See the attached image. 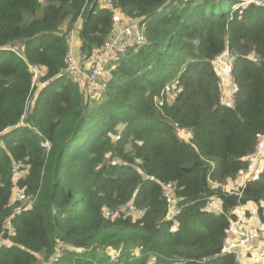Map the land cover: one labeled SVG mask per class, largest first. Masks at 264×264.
Masks as SVG:
<instances>
[{
  "label": "trees",
  "instance_id": "trees-1",
  "mask_svg": "<svg viewBox=\"0 0 264 264\" xmlns=\"http://www.w3.org/2000/svg\"><path fill=\"white\" fill-rule=\"evenodd\" d=\"M111 1L144 18L146 43L117 61L91 101L64 74L67 35L80 18L90 56L108 37L111 10L100 0H0V264H236L222 251L229 211L264 201V163L241 199L220 196L222 215L205 206L208 179L243 171L264 136V7ZM225 49L236 56L231 106L219 101L213 67ZM28 65L45 68L43 86L32 88ZM12 165L32 201L17 214ZM164 183L175 185V221ZM129 201L141 215L119 211Z\"/></svg>",
  "mask_w": 264,
  "mask_h": 264
},
{
  "label": "built area",
  "instance_id": "built-area-1",
  "mask_svg": "<svg viewBox=\"0 0 264 264\" xmlns=\"http://www.w3.org/2000/svg\"><path fill=\"white\" fill-rule=\"evenodd\" d=\"M249 3L264 7V0H249L241 3L240 6L242 7ZM100 5V7L110 9L112 12L111 29L108 37L100 47L96 48L88 57L82 56L79 49L76 57V39L79 37L81 29L80 18L74 22L67 35L68 48L64 74L72 82L76 83L86 95L95 96L91 98H97L105 91L108 83L106 73L115 68L117 61L126 53L146 43L144 18L116 10L111 0H102ZM11 51H14V48ZM250 56H254V54L251 53ZM235 61L236 56L229 49H225L222 53L215 56L213 60V67L219 79L221 92L226 85L227 87L230 85L232 87L230 78ZM28 70L32 78V88L43 86L41 79L45 74V68L38 65H28ZM37 81L38 83H36ZM233 94L234 88L232 92L227 90L226 93H221L219 97L220 103L224 106H231ZM174 128L182 140L189 141L191 138L190 132L178 127L175 123ZM44 146L46 145L44 144ZM263 158L264 136L258 140L253 152L247 156L246 166L243 171L220 182L208 179L211 195L206 202V211L214 216L222 215L223 208L220 199L222 195L241 199L248 182L256 174ZM23 177L24 173L18 165H12L11 199L8 206L14 209V214L27 211L31 207V203L25 204L30 197L18 185L19 180ZM150 179L153 180V178ZM161 188L162 198L167 208L166 218L169 221H175L181 213L175 197V185L173 183H164L161 184ZM119 211L135 216L142 214V211L136 209L131 201L122 206ZM105 214L106 216L110 215L109 212ZM12 217L7 218L3 224V228L7 229L9 233H11L12 229ZM228 222V228L222 242V251L233 255L236 264H264V201L239 204L233 207L229 211ZM173 228H176V226L174 225ZM259 240L261 241L258 243ZM3 244H6V242ZM60 249L57 250V255L52 261H57L61 254Z\"/></svg>",
  "mask_w": 264,
  "mask_h": 264
},
{
  "label": "rangeland",
  "instance_id": "rangeland-1",
  "mask_svg": "<svg viewBox=\"0 0 264 264\" xmlns=\"http://www.w3.org/2000/svg\"><path fill=\"white\" fill-rule=\"evenodd\" d=\"M102 0H100V2H101ZM67 26H68V24H67V22H65L64 23V25H63V27H62V29L64 30V31H66L67 30ZM110 72L111 71H109L108 73H106V75H107V80H109L110 79ZM36 83H38V81L36 82ZM227 90H230L231 92L233 91V88L232 87H227V85L223 88V90H222V92H220V95H221V93H226L227 92ZM84 96H86V99L88 100V98H90V99H92L91 101H93L95 98H91V97H95V96H90L89 94H85L84 93ZM220 97V96H219ZM264 163V158L261 160V162H260V164H259V166H261L262 164ZM31 203V199L29 198L28 199V201H26L25 202V204H30ZM261 240H259L258 241V243L260 242ZM6 241H5V239H2V244L3 243H5ZM39 259V262L37 263V264H47V263H45V262H43V260L41 259V258H38Z\"/></svg>",
  "mask_w": 264,
  "mask_h": 264
},
{
  "label": "crops",
  "instance_id": "crops-1",
  "mask_svg": "<svg viewBox=\"0 0 264 264\" xmlns=\"http://www.w3.org/2000/svg\"><path fill=\"white\" fill-rule=\"evenodd\" d=\"M80 40H79V37L76 39V46H77V50L75 51V53H76V57H77V53H78V50L80 49ZM229 87H231V85L229 86ZM233 87V86H232ZM234 88V87H233Z\"/></svg>",
  "mask_w": 264,
  "mask_h": 264
},
{
  "label": "bare ground",
  "instance_id": "bare-ground-1",
  "mask_svg": "<svg viewBox=\"0 0 264 264\" xmlns=\"http://www.w3.org/2000/svg\"><path fill=\"white\" fill-rule=\"evenodd\" d=\"M31 204H32V202H31Z\"/></svg>",
  "mask_w": 264,
  "mask_h": 264
}]
</instances>
